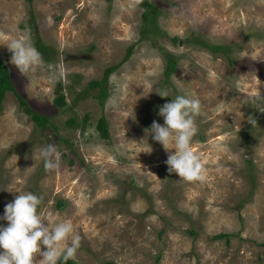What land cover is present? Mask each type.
I'll list each match as a JSON object with an SVG mask.
<instances>
[{
    "label": "rangeland",
    "instance_id": "rangeland-1",
    "mask_svg": "<svg viewBox=\"0 0 264 264\" xmlns=\"http://www.w3.org/2000/svg\"><path fill=\"white\" fill-rule=\"evenodd\" d=\"M142 2L0 0V264H264V0Z\"/></svg>",
    "mask_w": 264,
    "mask_h": 264
},
{
    "label": "trees",
    "instance_id": "trees-1",
    "mask_svg": "<svg viewBox=\"0 0 264 264\" xmlns=\"http://www.w3.org/2000/svg\"><path fill=\"white\" fill-rule=\"evenodd\" d=\"M27 1L30 4V17L32 21L31 24L34 29V33L36 34V37H35L36 38V42H35L36 48L38 49L41 56H43L45 59L50 60L51 59L50 56L53 53V49L41 39L39 31L36 26V22H35L36 15H35L34 9L32 8L33 0H27ZM142 4L143 6H145V10L142 14L144 27L141 30L142 36L140 40H145L147 38L148 39L150 38V32H151L150 29H152L153 27L152 22L158 17L159 11L156 9V6L154 5L153 0H143ZM211 48L220 49L223 47L212 46ZM133 49H134L133 45L128 48V52L125 55L124 61L127 60L132 55ZM167 56H168V60H167V66L165 69V74L167 76H170L177 70V58L170 54H168ZM120 65L121 63L107 67L102 78L94 79L90 81L87 85L88 87L82 92H80L79 96L76 97L75 99L76 102H78L80 98H83V97L85 98L86 96L90 95L91 90H98L95 97H97L102 103H104V101L106 100L108 96V91H109L108 89L109 77L113 72L116 71V69ZM60 86L62 88L61 84ZM60 90L57 92L58 95L55 98V103L61 107L67 104V100H66L65 95L60 93ZM11 91L16 94L20 105L23 107V110L28 115H30V117L35 122L37 127H40L41 129H46L50 126L56 128L55 124L51 121L50 117L36 111L31 106L30 102L23 95L20 94V92L18 91V89L16 88L13 82L12 75H11L8 65L6 64L5 60L2 57H0V113L3 110V103L6 99L7 93ZM88 118L89 116L86 115L85 120L87 121ZM67 124L75 127L77 126L76 124L80 126L81 123H77V119L75 117H70L67 121ZM81 126L82 128H84L85 124H81ZM96 126H97V129L101 137L110 138L109 125L105 117H101ZM226 236H227L226 234L221 233V234L216 235L214 238L219 239V238L226 237ZM58 264H74V260L65 256L59 261ZM104 264H116V262L107 261Z\"/></svg>",
    "mask_w": 264,
    "mask_h": 264
}]
</instances>
